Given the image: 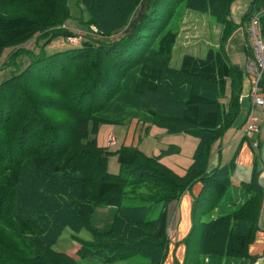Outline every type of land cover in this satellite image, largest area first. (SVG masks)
Wrapping results in <instances>:
<instances>
[{
  "label": "trees",
  "instance_id": "1",
  "mask_svg": "<svg viewBox=\"0 0 264 264\" xmlns=\"http://www.w3.org/2000/svg\"><path fill=\"white\" fill-rule=\"evenodd\" d=\"M235 1L78 0L90 18L89 35L77 36L62 28L69 19L66 0H0V59L6 48L12 50L9 67L22 56L29 59L0 83V264H132L135 257L163 264L170 241L166 206L196 183L202 188L192 200L181 264L249 258L261 205L257 174L243 186L250 197L217 216L233 160L221 166L219 154L218 166L210 168L214 144L240 113L244 71L231 63L226 44L244 26L250 59L247 24L261 13L264 27V0L252 2L239 25L230 20ZM186 10L209 14L222 34L218 48L205 57L184 55L173 69ZM75 37L79 45L72 46ZM34 38L39 51L24 50ZM58 38L69 46L56 43L58 52L49 54ZM259 85L264 92V79ZM133 119L198 139L184 174L161 161L179 154L176 146L150 157L137 145H123L116 152L119 173L108 172L109 148L98 144L99 127ZM128 190L138 204L124 203ZM151 202L164 204L154 219ZM110 206L118 208L111 227H93L94 211ZM66 229L86 230L93 241L73 236L81 245L75 257L56 251Z\"/></svg>",
  "mask_w": 264,
  "mask_h": 264
},
{
  "label": "rangeland",
  "instance_id": "2",
  "mask_svg": "<svg viewBox=\"0 0 264 264\" xmlns=\"http://www.w3.org/2000/svg\"><path fill=\"white\" fill-rule=\"evenodd\" d=\"M67 8L69 11V19L66 21L65 26L62 28H66L67 30L83 36L89 35L88 26L85 23L89 20L90 14L86 10V8L81 5L78 0H66ZM232 7V6H231ZM230 20L235 23L232 18ZM94 32L96 30L91 27ZM180 29H182V35L174 49L173 56L171 59V67L176 69V65H179L181 58L186 53H193L197 55H202L203 57L206 50L209 48H218L220 37L222 34V26L215 21L209 14L203 11L197 10H186L183 15V19L179 24V33ZM37 38H34L27 44H24L22 48L24 50H34L38 52L39 48L36 45ZM75 44H71L72 46L79 45V37H75ZM68 42V41H66ZM65 42L63 38H58L52 43L49 54L56 53L58 51L53 50L54 44L57 43L61 49L67 48L69 45ZM45 41H41V45H43ZM49 48V47H48ZM56 48V47H55ZM226 51V50H225ZM12 50L10 48H6L0 59V83L6 81L12 73L15 72L17 66H19L20 70H24L29 65V59L26 56H22L18 59V63L16 65H11L9 67L8 56L11 54ZM245 56H241L239 58H229L232 63H240L245 69ZM179 67V66H178ZM151 125H147L137 121V119L130 120L126 123V125H117V124H102L99 127V132L97 134V141L100 146L106 148L108 146V136L110 133L115 137V144L111 147H108V172L110 174H118L120 171L118 157L116 152L120 149L122 144L125 142V137L129 132V138H127V144L124 146H130V130L134 132V137L131 140V144L136 145L138 140L140 139L139 149L147 156H158L162 150L167 149L169 146H176L180 148L179 154H174L171 156L163 157L162 163L169 168H172L179 174H183L185 170L191 165L192 156L196 150L198 139L191 135L186 134H168L162 129L158 127V125L154 123H150ZM147 132L145 133V129ZM158 153V154H157ZM157 154V155H155ZM228 154L224 156L227 159ZM142 193H146L148 191L141 190ZM126 199L124 203L127 205L130 204H138V202H131L130 197H133V194L130 190L126 192ZM131 193V194H130ZM235 201L233 190L230 189L227 192L225 198L222 201V208L226 207L231 203V200ZM153 211L151 212V219L157 218L163 209V203H155L151 202ZM167 208V206H166ZM117 207H100L94 211L92 216V226L101 231L108 230L113 224L115 215L117 213ZM223 211L221 210L219 213L216 212L217 216L223 215ZM73 236H76L77 239L83 242H92V235L83 230L80 233H73L70 229H66L59 239L57 245L54 247L56 251L64 252L73 255V250L76 252L81 248L79 242L73 240ZM169 238V236H168ZM170 240V238H169ZM179 242L180 245L184 244ZM178 244V243H177ZM185 247V246H184ZM132 264H149V260L145 257H135L131 260ZM84 264H103L97 261H87ZM123 264V263H117Z\"/></svg>",
  "mask_w": 264,
  "mask_h": 264
},
{
  "label": "crops",
  "instance_id": "3",
  "mask_svg": "<svg viewBox=\"0 0 264 264\" xmlns=\"http://www.w3.org/2000/svg\"><path fill=\"white\" fill-rule=\"evenodd\" d=\"M253 1L254 0H236L232 4L230 17L235 22V24H241L245 13L249 10ZM261 11L264 12V3L261 7ZM244 28V26H241L236 29L225 47L228 58L233 59L239 58L241 56H245L246 58L245 69H243L240 63H232L230 60L232 64L238 65L244 71L242 93L240 96V113L232 127L226 131L223 138L214 144L212 148L210 168L213 170L218 166L219 154L221 156V166L226 165L233 160V169L230 174L229 190H233L236 202H234L232 199L231 203H229V207L222 208V211L235 209L236 206L243 204V202L250 197V194L246 190H243V186L250 184L254 175L257 174V184L261 190V205L257 221V229L254 234V239L248 247L249 258L240 261L238 264H264V107L253 109V114L257 118L258 124L260 126V132L252 138L244 135V124L247 121L249 113L252 111L250 93L253 88V78L247 71L249 56L246 54V37ZM182 31L183 30L180 29L177 43L182 35ZM207 51L208 50L205 51L203 57H205ZM187 54L196 57L202 56L193 53H186L185 55ZM180 64L181 61L179 65H176V68H179L178 66H180ZM261 94L264 97L263 91ZM133 137L134 132L130 130V146L137 145L139 148V140V143L137 142L136 145L131 144ZM127 138H129V132L124 138L125 142L122 145H128ZM254 141H257L258 148H254L252 145ZM226 154H228L227 159L224 157ZM201 188V183H196L192 189L186 191L179 200L172 201L167 205V230L170 241L167 256L163 264H175V260H177L180 264L183 262L185 247L180 245L179 242L184 240L189 234L191 229L192 200L193 197L198 196ZM75 250L76 249L73 250V255H69L75 257Z\"/></svg>",
  "mask_w": 264,
  "mask_h": 264
},
{
  "label": "built area",
  "instance_id": "4",
  "mask_svg": "<svg viewBox=\"0 0 264 264\" xmlns=\"http://www.w3.org/2000/svg\"><path fill=\"white\" fill-rule=\"evenodd\" d=\"M261 16V13H255L246 27L252 52L251 58L247 63V71L253 78V88L250 93L252 111L244 124L243 134L251 138L260 132V126L253 114V109L264 107V97L261 94L262 88L259 85L260 81L264 79V27L261 24ZM70 41L76 40L70 39ZM115 137L112 134L108 136L107 147L115 144ZM252 145L254 148H258L257 141H254Z\"/></svg>",
  "mask_w": 264,
  "mask_h": 264
},
{
  "label": "bare ground",
  "instance_id": "5",
  "mask_svg": "<svg viewBox=\"0 0 264 264\" xmlns=\"http://www.w3.org/2000/svg\"><path fill=\"white\" fill-rule=\"evenodd\" d=\"M246 32V31H245Z\"/></svg>",
  "mask_w": 264,
  "mask_h": 264
}]
</instances>
